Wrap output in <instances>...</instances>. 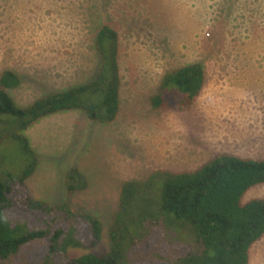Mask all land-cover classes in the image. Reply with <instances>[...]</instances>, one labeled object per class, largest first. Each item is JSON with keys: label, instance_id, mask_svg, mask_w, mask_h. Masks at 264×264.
<instances>
[{"label": "rangeland", "instance_id": "1", "mask_svg": "<svg viewBox=\"0 0 264 264\" xmlns=\"http://www.w3.org/2000/svg\"><path fill=\"white\" fill-rule=\"evenodd\" d=\"M104 25L118 36L117 117L100 124L82 111H67L31 126L26 135L38 162L26 180L28 196L99 219L102 236L94 251L101 254L110 249L109 228L123 185L148 181L134 198L136 211L130 215L133 245L141 254L128 250L122 264H171L161 251L152 253V239L146 238L149 227L160 224L157 236L162 241L169 239L173 245L188 240L174 221L170 227L163 221L166 217L158 215L157 174L195 171L218 155L264 156V140L236 142L214 135L220 123L244 122L237 103L264 104V96L256 93L238 96L242 83L255 88L257 78L249 72L236 77L233 70L237 58L264 57V0H0V73L12 65L21 76L20 85L7 90L14 103L25 108L43 96L93 80L101 66L96 37ZM194 63L206 76L195 104L186 111L174 108L184 98L169 87L164 92L169 105L153 106L164 75ZM5 127L13 131L15 124ZM3 141L0 150L7 160L0 176L19 175L25 156L17 142ZM73 169L86 182L82 191L68 190L69 184L78 185L79 179L69 178ZM10 195L13 208L7 213L14 223L31 230L45 228V216L24 212ZM258 198H264V184L248 190L242 200ZM252 246L251 264H260L261 257L264 264V235ZM18 253L40 262L46 246L31 242Z\"/></svg>", "mask_w": 264, "mask_h": 264}, {"label": "trees", "instance_id": "2", "mask_svg": "<svg viewBox=\"0 0 264 264\" xmlns=\"http://www.w3.org/2000/svg\"><path fill=\"white\" fill-rule=\"evenodd\" d=\"M117 37L107 25L98 31L96 47L101 66L93 80L43 96L25 108L18 107L7 93L20 85L19 76L9 69L0 73V147L3 140L17 142L26 159L19 175L7 172L2 173L4 177L0 176V264H122L129 257L128 250L132 249L131 253L139 250L141 254V249L133 245L136 235L131 231L135 226L130 215L136 211L134 198L148 181L123 185L118 210L109 228L110 249L101 254L94 251L102 236L99 219L91 214L74 213L65 206L50 207L30 198L26 188V180L38 162L26 131L40 119L67 111H82L89 121L100 124L116 119L120 90ZM205 80L203 67L198 63L172 70L162 78L159 92L151 103L155 107L169 105L164 92L174 87L184 100L173 107L186 111L200 97ZM10 120L15 124L13 131L5 127L12 123ZM6 160L0 150V166L5 167ZM80 173L78 169L72 170L70 180H79L76 186L68 185L69 191L86 188ZM157 175L161 179L158 215L166 217L163 221L168 226L174 221V227L188 240L173 245L169 239L162 241L158 238L162 226L156 221L158 226L152 230L149 227L146 236L152 239L148 243L153 254L161 251V257L171 264H249L251 246L264 235V198L248 202L242 199L248 190L264 184V159L218 155L195 171ZM10 194L24 212L45 216V228L31 230L23 223H14L7 213L13 208ZM36 241L46 246L42 261L18 253L22 246ZM72 250L80 254L72 255Z\"/></svg>", "mask_w": 264, "mask_h": 264}, {"label": "crops", "instance_id": "3", "mask_svg": "<svg viewBox=\"0 0 264 264\" xmlns=\"http://www.w3.org/2000/svg\"><path fill=\"white\" fill-rule=\"evenodd\" d=\"M237 61L238 62H235V68L233 69L236 77H238L241 74V72H249L253 76H256L257 78V82H255V84L253 85V87L255 88L248 86V84L242 83L239 86V92L237 93L238 96L243 97L246 94H255V93L259 94L260 95L259 97L264 96V57H240L237 58ZM8 67L11 68V70L15 72L19 76V78H21V76L18 74L19 72H17V68H12L13 67L12 65H9ZM118 68H119V63H118ZM119 98H120V90H119ZM237 105L238 107L235 108L236 111L239 110L240 112L244 113V116L242 117L244 122L242 124H240V122L231 124V122L229 121L227 123H220L219 127L215 128L214 135H216L217 137L220 135L230 139L231 141H236V142H241L242 140H249V141L259 140L261 142L262 140H264V104L245 105L242 102L241 104L237 103ZM234 106H232V109L234 108ZM233 156L242 159H257V160L264 159V156H253V157H240L238 155H233ZM251 253H252V249L250 250L249 264H251ZM259 263L262 264V257L261 260H259Z\"/></svg>", "mask_w": 264, "mask_h": 264}]
</instances>
